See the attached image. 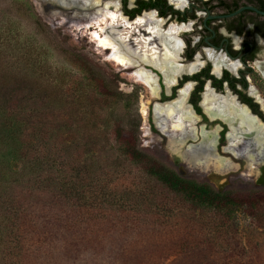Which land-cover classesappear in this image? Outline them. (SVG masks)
<instances>
[{
	"label": "rangeland",
	"instance_id": "1",
	"mask_svg": "<svg viewBox=\"0 0 264 264\" xmlns=\"http://www.w3.org/2000/svg\"><path fill=\"white\" fill-rule=\"evenodd\" d=\"M90 1H66V5L61 6L54 0H0V264H35V260L19 256V252L31 250L32 245L21 243L25 239L16 240L22 223L17 219L15 230L11 228L7 210L13 208L12 212L17 215L15 207L25 200L27 192L26 201L32 214L41 213L44 217L41 207L45 199L42 191L45 189L42 182L51 178L54 170L49 165L38 169L44 154L47 152L44 156L47 159L51 153L47 148L43 154H36V141L30 135L38 128L48 135L64 125L78 131L87 146L89 141L86 139L91 140L92 151L83 154L80 161L91 169L90 173H94L93 182L96 191H99L96 193L102 208L98 219L112 216L109 221L111 226L101 231L105 238L98 254L87 251L91 257L89 264H107L111 248L117 250V245L124 247L127 243L118 239L117 235L122 227L129 226L128 217H136L142 205L151 208L142 210L143 213L155 214L158 198L161 208L165 205L172 210L176 220L170 221L172 223L164 228L155 227L154 231L150 226L140 231L141 226L136 228L132 225L131 241H139L136 247L139 253L156 248L166 250L174 244L177 234L183 237L190 234L195 238L193 245L205 247L207 242L218 251L214 260L216 264H264V226H257L243 209L217 218L213 212L163 192L153 183L154 180L140 172L120 152L114 140L117 129L134 136L138 151L154 161L164 166L177 162L174 153L166 148L161 139L154 133L149 135L147 125L143 126V119L145 122L147 117L143 114V106L148 108L151 96L148 90L128 79L127 72L121 67L106 63L100 57L105 56L98 54L99 50L89 35L81 40L75 31L72 32V25L76 24L73 27L76 29L84 23L75 15L95 13ZM105 1L118 3L120 10L123 8L122 0ZM133 3L134 0H128L129 8L133 7ZM124 35L126 33L121 37ZM6 122L31 132L11 136L10 131L8 134L5 131ZM201 128H196L198 134ZM166 138L175 151L187 141L179 144L170 136ZM193 149L197 150L187 153L190 161L184 159L180 164L181 171L196 180L209 179L219 190L228 186L246 190L264 183V178L258 180L262 171L251 169L259 157L252 162L244 154L238 157L231 155L235 159L247 160L249 168H236L232 167L229 158L221 157L226 162L220 165L216 161L219 157L212 155L210 150L204 147ZM38 157L40 159L36 161ZM33 202H36L34 207ZM224 219L223 229L220 222ZM43 221L46 222L38 219L36 225ZM140 222L138 216L137 223ZM180 239L178 243L184 240L192 243L191 238H187L189 241ZM179 250H173L166 258L155 259L154 264H171L179 258L189 263L198 259L185 248L183 252L187 256L179 254ZM79 264H84V261Z\"/></svg>",
	"mask_w": 264,
	"mask_h": 264
},
{
	"label": "trees",
	"instance_id": "2",
	"mask_svg": "<svg viewBox=\"0 0 264 264\" xmlns=\"http://www.w3.org/2000/svg\"><path fill=\"white\" fill-rule=\"evenodd\" d=\"M122 2L125 13L133 17L143 9L154 4H161L163 0H155L154 2L136 0L133 9L127 8V0H122ZM94 86L100 88L97 85ZM4 126L7 128L5 129L7 134L9 131L11 132V136H16L15 134L25 135L31 132L30 129L24 127L20 129L17 124L10 122H6ZM45 134L47 133L38 128L36 133L30 135L36 141V154L41 152L43 154L48 148L49 154L51 153L52 156V158L51 156L47 159L44 158L47 155L46 152L43 156L44 160L38 167V169H42L49 165V168L54 170L53 176L42 182V187L45 189L42 191L45 199L43 198V205L41 204V209L45 212L44 217L41 213L32 214L31 207L28 205L29 202L26 201L27 192H25V200H22L15 207L18 210V218L12 212L13 208L7 210L11 228L15 230L14 222L17 219L22 223V229L17 234L16 240L20 238V242L25 239L21 243L32 245L30 246L31 250L25 249L18 254L23 259L35 260V264H79L81 261H84V264H89L91 257L87 251L89 250L90 254L92 252L98 254L105 238L101 231L112 224L109 222L112 216L104 220L98 219L97 215L102 208L99 206L100 198L96 193L99 191H96L95 182H93L94 173H90L91 169L85 167L80 161L83 154L92 151L91 140L86 139L89 141L87 146L83 138L79 136V132L72 131L66 125L60 127L56 132ZM114 140L119 145L122 155L134 164L140 172L154 180L153 183L158 185L163 192L166 191L184 199L187 203L213 212L217 218L223 217V214H230L236 209H243L257 226H264V186H251L246 190H236L232 186H228L222 191H217L209 182H199L191 176H180L171 163L164 166L145 156L138 151L134 136L120 129L114 132ZM39 159L40 157L36 158V161ZM157 200L158 206L155 214L143 213L142 210L148 211L151 208L142 205L136 217H128L129 226L122 227L117 235L118 239L126 240L127 243L124 247L117 245V250L111 248L107 264H154L155 259L166 258L178 248L182 250H179V254L187 256L183 252L185 248L187 252L198 259L189 263L179 258L171 264H216L214 260L217 258L218 251L209 246L207 242L205 247L193 245L195 238L191 237L190 234L183 237L174 232L177 234L174 244H171L166 250L156 248L152 251H143V253L137 251L136 247L139 245V241H131V235L134 232L132 225L136 228L141 226L140 231L147 230L145 227L150 226L154 231L155 227L164 228L172 223L170 221L176 220L172 210L165 205L161 208L162 203H160L159 198ZM34 205L36 202H33V207ZM138 216L139 220L141 218L140 223H137ZM38 219H44L46 222H40L37 226L36 221ZM220 223L224 229L225 219ZM180 238H191L192 243L188 244L186 240L183 243H178Z\"/></svg>",
	"mask_w": 264,
	"mask_h": 264
},
{
	"label": "flooded vegetation",
	"instance_id": "3",
	"mask_svg": "<svg viewBox=\"0 0 264 264\" xmlns=\"http://www.w3.org/2000/svg\"><path fill=\"white\" fill-rule=\"evenodd\" d=\"M135 1L133 7L129 8L127 0V8H135ZM143 1L154 2L155 0ZM186 1L184 7L177 8L169 0H163L161 4H154L143 9L133 17L126 14L123 8L122 10L119 9L121 18L126 19V21L119 18L114 25L123 33H126L124 35L126 42H135V38L138 41L145 42L147 37L145 27L137 24L131 26V23L144 12H154L155 17L163 21V30L171 25L189 26V29L183 28L178 34L182 44L181 52L178 55V63L187 65L198 60L200 64L193 72H183L177 76L175 83L170 87L166 86L164 77L158 70L145 65L144 68L150 70L156 76L158 96L153 99L150 96L147 102V114H145L147 117L145 122L143 119V126L147 125L148 134L154 133L157 135L166 148L174 153L177 162H172L171 165L174 166L177 173L182 177H189L188 173L181 171L180 162L184 159L190 161L187 158V146L191 145L194 148H199L200 131L197 139L189 138L183 146L178 147L175 151L171 147L169 139L161 134L155 123L154 105H166L176 100L179 92L187 85H191L185 104L197 118L194 127L198 129L203 127V129L201 128L202 131H210L216 134L217 144L214 150L210 149V153L212 155L216 154L218 157L229 158L232 167L249 168L245 158L235 159L228 152H224L229 145L227 135L230 127L219 117L209 118L204 111L203 98L206 91H208L212 95L232 99L237 107L244 109L247 116L264 125V0ZM93 44L96 46L95 43ZM129 45L131 46V44ZM209 51L211 56L219 57L223 61L218 72L213 71V61L208 58ZM108 54L110 55V53ZM108 54L106 57L100 56L106 63L109 62L106 60ZM148 93L150 94L149 91ZM212 129L218 130L216 132ZM246 140L249 141L250 138L246 137ZM251 169L262 171L258 178L259 181L262 180L264 178V156H259L257 164ZM248 175L246 174V176ZM243 179L247 180V178ZM198 181L211 182L206 178ZM250 181L252 182V180ZM210 184L213 186L212 183ZM262 186H264V183L256 185V187ZM216 190L219 191V189Z\"/></svg>",
	"mask_w": 264,
	"mask_h": 264
},
{
	"label": "bare ground",
	"instance_id": "4",
	"mask_svg": "<svg viewBox=\"0 0 264 264\" xmlns=\"http://www.w3.org/2000/svg\"><path fill=\"white\" fill-rule=\"evenodd\" d=\"M54 1L60 3L61 6L66 5V1H69V3L72 2V0ZM82 1L86 2V0ZM169 2L177 8H182L187 1L169 0ZM91 5L94 8L91 9L95 10V13L90 12L91 14L87 15H75L76 19L84 22L82 24L83 26L74 29L75 24L70 29L72 32L75 31V35H79L81 40L89 35L92 43H95L96 48L99 50L98 54L106 57L110 53L106 58L109 63L121 67L127 72V78L137 85L146 87L150 92L151 99L158 96L157 79L150 70L144 68L145 65L158 70L163 75L167 87L174 84L176 77L181 73H191L200 65L198 60L187 65L178 63V55L181 52L182 46L178 34L183 28L189 29V26L184 27L180 25L178 27L171 25L166 30H163V21L157 19L154 12H144L131 23V26L137 24L145 27L147 32L145 42L138 41L135 38V42L126 43V38L121 37L125 33L114 25L121 18L119 4L105 0H91ZM122 20L126 21V19ZM208 58H211L213 61V71L218 72L223 63L222 59L211 56L210 51ZM232 65L234 66L233 63ZM190 87L191 85H187L184 89L182 88L183 90L179 92L176 100L166 105H154V119L161 134L174 138L179 144H183L189 138L195 140L199 136L197 129L194 127L197 118L185 104L188 90L191 89ZM203 107L209 118L219 117L230 127L227 135L229 145L225 148L224 152H228L233 157L244 154L252 162L264 154V125L259 124L255 119L247 116L244 109L237 107L232 99H228L225 96H215V94L212 95L211 92L206 91L203 98ZM143 114H147L146 105L143 106ZM200 137L199 149L204 147L207 150H214L217 144L215 133L205 132L201 129ZM246 137H249L250 140L247 141ZM193 148L188 146V152L197 150ZM190 153L193 152L191 151ZM193 158V156L190 158L191 161ZM216 161L220 165L226 162L221 157L217 158Z\"/></svg>",
	"mask_w": 264,
	"mask_h": 264
},
{
	"label": "water",
	"instance_id": "5",
	"mask_svg": "<svg viewBox=\"0 0 264 264\" xmlns=\"http://www.w3.org/2000/svg\"><path fill=\"white\" fill-rule=\"evenodd\" d=\"M221 189V188H220ZM219 191H221V190H219Z\"/></svg>",
	"mask_w": 264,
	"mask_h": 264
}]
</instances>
